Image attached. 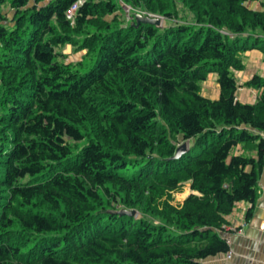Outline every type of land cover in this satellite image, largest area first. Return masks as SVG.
I'll use <instances>...</instances> for the list:
<instances>
[{"label": "trees", "instance_id": "trees-1", "mask_svg": "<svg viewBox=\"0 0 264 264\" xmlns=\"http://www.w3.org/2000/svg\"><path fill=\"white\" fill-rule=\"evenodd\" d=\"M0 0V264H203L229 252L238 203L251 218L264 167L235 153L264 129V77L254 105L236 98L243 53H264V5L251 0H122L173 20L123 24L118 0ZM86 51L66 63L60 51ZM65 58V59H64ZM217 74L221 94L200 89ZM164 121V124H163ZM170 134L193 140L178 147ZM157 153L159 156L154 157ZM183 182L194 192L152 213ZM172 228V229H171Z\"/></svg>", "mask_w": 264, "mask_h": 264}, {"label": "crops", "instance_id": "crops-1", "mask_svg": "<svg viewBox=\"0 0 264 264\" xmlns=\"http://www.w3.org/2000/svg\"><path fill=\"white\" fill-rule=\"evenodd\" d=\"M264 0H251L248 6L253 10H262ZM264 39V33L258 32ZM244 69L234 70L238 89L236 98L242 104L254 105L258 102L262 90L246 86L254 76L264 77V53L259 49H251L243 53ZM200 93L203 97L217 100L221 90L217 82V74L210 73L207 80L202 83ZM256 139L244 142L235 148V153L248 157L258 158L259 143L264 140L263 130H251ZM190 194L194 193L190 188ZM189 194V195H190ZM250 204L246 202L238 203L233 213L226 217L227 225L224 230V237L227 239L231 254L227 258L226 254H220L208 258L203 264H264V167L259 178L258 199L251 218H247V211ZM243 227L244 232L238 233L235 229Z\"/></svg>", "mask_w": 264, "mask_h": 264}, {"label": "rangeland", "instance_id": "rangeland-1", "mask_svg": "<svg viewBox=\"0 0 264 264\" xmlns=\"http://www.w3.org/2000/svg\"><path fill=\"white\" fill-rule=\"evenodd\" d=\"M120 5L123 7V10H119L118 11V16H120L121 20H123V24H128L129 22L134 20V16H136V14H142L143 16H150V17H154V18H160L162 20L161 26L162 28H167L170 26H173L175 24L178 23H192L194 20V16L192 13H190L189 10H187L183 5L179 4V14L178 16H176L173 20H167V18L165 16H162L160 14H153L150 13L149 11L143 9V8H139V7H133L132 5L126 4L124 1L122 0H118ZM258 32H263V30H259ZM60 51L64 54V56L66 57L65 61L66 63H74L77 64L79 62L84 61L85 64L87 61L85 54L86 51H80L77 50L75 51L74 48H72L71 45L62 47L60 49ZM164 124V121H163ZM168 130V140L171 142V144L176 145L178 148L180 146H182L183 144L187 143L188 146H191L193 144V140H189V141H184L183 137L180 135H176V134H170L169 133V128H167ZM154 157L159 156L157 153L153 154ZM189 183L188 182H183L182 185L180 186V188L176 191H171L168 192L166 194V196L164 198H162L158 203H155V210H156V214L155 211L152 210V213H143L140 209V207L137 208H129L127 210L132 211L135 210L137 211V215L139 217H144L147 218L148 220H150L152 223H154L155 225H163L165 222L161 219L160 215H159V211H163L166 210V204H171L175 207H181L182 204L184 203V201L189 197L190 194V189H189ZM172 229V228H171Z\"/></svg>", "mask_w": 264, "mask_h": 264}, {"label": "water", "instance_id": "water-1", "mask_svg": "<svg viewBox=\"0 0 264 264\" xmlns=\"http://www.w3.org/2000/svg\"><path fill=\"white\" fill-rule=\"evenodd\" d=\"M136 20H137L138 25H140L141 23H146V24H153L159 27L161 26V23H162V20L160 18L143 16L142 14H136ZM188 149H189L188 144L187 143L183 144L177 149V153L173 159L181 158L188 151ZM115 213H118L120 215H128V216L135 217L138 212L135 210H132V211L121 210V211H116Z\"/></svg>", "mask_w": 264, "mask_h": 264}, {"label": "built area", "instance_id": "built-area-1", "mask_svg": "<svg viewBox=\"0 0 264 264\" xmlns=\"http://www.w3.org/2000/svg\"><path fill=\"white\" fill-rule=\"evenodd\" d=\"M85 2V0H79L75 5H73L69 11L67 12V18L69 20H71L72 22H74L75 20V16H76V13H77V10L79 8L80 5H82L83 3ZM244 228L241 227L239 229H235L238 233L242 234L244 232L243 230ZM231 257V254L230 253H227V258H230Z\"/></svg>", "mask_w": 264, "mask_h": 264}]
</instances>
